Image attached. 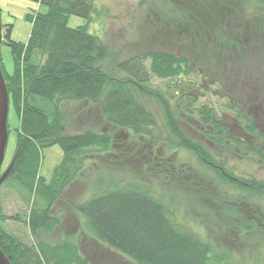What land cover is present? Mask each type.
Instances as JSON below:
<instances>
[{
  "label": "trees",
  "instance_id": "obj_1",
  "mask_svg": "<svg viewBox=\"0 0 264 264\" xmlns=\"http://www.w3.org/2000/svg\"><path fill=\"white\" fill-rule=\"evenodd\" d=\"M33 1L45 6L47 12L28 16L32 26L28 42L12 41V27L3 41L11 50L12 72L0 58L10 107L20 120L16 152L6 182H16L30 200L34 199L30 201L32 208L25 224L37 240L36 246H27L0 226V246L9 261L12 264H89L80 254L76 241L51 244L40 239L42 234L53 233L71 208L86 236L138 264H241L235 261L233 247L237 244L234 243L251 242L257 233L264 235V205L260 202L264 198V184L243 183L225 173L222 166L214 164L205 142L189 137L182 127L183 120H190L189 128L200 137L205 136L204 140L209 139L215 145L227 142L228 130L220 124L226 112L215 110L210 102L199 103L200 94H193L213 79L210 70L202 64L197 66L194 61L198 59L197 53L205 49L202 41L222 36L218 31L210 32L214 27L211 23L220 19L223 24L224 11L228 9L230 13L233 8L224 0L205 2L198 17L195 15L199 12L197 3L187 7L183 15L187 13L189 18L198 20L199 39L193 34V45L180 46L185 48V53L157 49L131 57L119 65L120 72L126 76L118 80L96 66L108 54L101 38L89 31L99 13L96 0ZM247 1L264 7V0ZM71 16L83 18L87 24L71 28L68 25ZM202 20L204 24L199 23ZM254 26L260 29L257 24ZM227 42L231 47L235 45L231 38ZM158 45L161 43L157 42ZM225 56L229 62L234 54ZM37 59L42 62L37 63ZM153 79L168 82V89L152 87ZM35 97L52 105L50 115L32 103ZM150 101L163 110L164 125L173 141L164 147L160 146L158 137L149 142L150 156L143 154L144 161L137 164L133 161L135 152H126L125 146L130 145L134 150L133 143L139 144L140 139L161 130V121L150 107ZM228 101L225 108L235 110L231 98ZM69 104H80V108L69 114L63 107ZM247 128L252 133L257 131L254 124ZM55 146L63 150V160L47 181L40 175L42 154ZM179 150L192 153L220 179L247 189L248 199L238 198L233 202L220 184L206 175L181 181L179 187H172L175 190L169 195L141 180L138 174L143 166L147 172L152 169V175L157 172V177L161 176L155 162L157 152L171 156L170 152ZM101 157L108 159L105 170L90 166V160ZM186 168L176 165L177 174L185 173L189 169ZM82 181L89 183L92 196L85 202H71L60 211L57 203L65 198L71 186ZM195 225L206 233L200 234ZM229 235L233 239L227 243L232 241L233 245L225 243ZM262 254L260 260L264 264Z\"/></svg>",
  "mask_w": 264,
  "mask_h": 264
},
{
  "label": "rangeland",
  "instance_id": "obj_2",
  "mask_svg": "<svg viewBox=\"0 0 264 264\" xmlns=\"http://www.w3.org/2000/svg\"><path fill=\"white\" fill-rule=\"evenodd\" d=\"M213 1L96 0L99 13L89 26V31L92 35L101 38L108 49V54L96 66L110 77L123 80L126 75L120 72L119 65L135 55L157 49H166L174 53H185L184 49L187 48L186 45L191 46L194 43L192 35L194 34L196 39H199L200 26H198V20L189 18L190 15L187 16V13L183 15V12L186 11L187 7H192L194 3H197L195 7L199 9V12L195 13V15L199 17V14L203 12L201 4L206 5L205 2H209L208 4H210ZM224 2L229 4L233 8V11L229 13L228 9H226L224 11L225 22L221 24L220 19L215 20L217 22L211 23L214 27L212 29L208 28L210 32L212 30L213 32L218 31L222 36H213L209 37L207 41H202L205 49L200 54L197 53L195 58L198 59L194 61L197 66L202 64L208 71L210 70L209 72H211L213 79L207 83L205 88L197 90L199 93L193 92V94H200L198 96L199 103L210 102L209 104H212L215 110L223 109L229 116L236 117L238 119L236 122L238 128L236 127L231 131L235 135L241 134L239 131L241 127H247L256 122L258 128L257 136L247 141V143L250 146H253L257 142L263 144L259 136L260 134L264 135V114H260L259 110L264 108V7L251 5L247 0H224ZM235 7H238V9L235 10ZM46 12L47 8L45 6L33 0H0L3 38L8 28L12 27L11 40L16 43L26 44L32 29L31 23L27 20L28 16ZM199 23L204 24V20ZM252 23L257 24L260 29H257ZM86 24L85 19L76 16H71L68 21V25L71 28L83 27ZM194 26L197 27V30ZM230 38L235 42V45L232 47L227 42ZM157 42L161 43V45L157 46ZM183 45L185 48L180 47ZM236 46L238 49L236 50L237 53L234 52ZM230 52L234 56H231L233 57L232 61L227 62L228 57L225 54H230ZM1 57L7 70L12 72L13 60L11 50L5 44L1 47ZM38 62L42 61L37 59ZM203 62L207 64L205 65ZM167 83L153 79L151 86L159 87L165 91L168 89ZM235 92L239 96L241 94L242 101H244L243 107L237 110H227L225 107L228 105L229 95H234ZM32 103L43 109L46 114H51L53 108L48 101L35 97ZM149 105L155 110L157 118L161 121V130L151 137L140 139L139 144L133 143L134 150L129 148L130 145L129 147L125 146L127 147L126 152L130 150L135 152V159L133 161H136L137 164L144 161L143 154L149 155L150 143L156 141L157 137L159 138L161 147L167 145L169 141H173V137L168 133V128L164 125L163 110H160L157 104L152 101L149 102ZM63 107L64 110L67 109L65 110L66 112L71 114L77 107L80 108V104H69ZM255 108L258 115L257 121L253 115L255 114ZM243 113L249 117V121L241 120ZM227 119L230 118L226 115L221 119L227 127L234 124L232 119H230L231 121ZM191 124L190 120L187 121L185 119L183 120L182 127L189 133V137L194 136L199 141L200 137L195 134L193 129L189 128ZM19 126L20 120L11 106L8 117V145L1 170L2 173L6 172L13 164L17 145V129ZM201 143L203 144L204 142ZM205 143L207 144V142ZM205 143L204 146L208 148L207 150L214 164L222 166L225 173L243 183L257 182V184H264L263 148L251 149L253 150L251 155H245V151L242 149L243 152L241 151L238 155L237 152L232 150H235L234 147L226 148L225 146L215 145L211 149ZM137 148L139 150H135ZM170 154L171 156H168L166 153L161 154L157 152L155 162L159 166L158 169L161 175L159 178L157 177V172H154L153 175L151 174L152 169L149 172L146 171L145 166L139 168L140 170L138 169L140 173L138 175L145 184H154L153 187H156L158 192L162 191L169 195L170 192L175 190L172 187H179L178 184L181 181H190L193 177L197 179L206 175L211 181L220 184L222 191L233 202H237L236 199L238 198L248 199L249 196L247 195L249 194L246 192L247 189L236 187L237 185H231L220 179L218 174L203 166L192 153L179 150L175 153L170 152ZM42 155L40 175L47 179V181H50L54 169L62 162L64 153L59 146H55L45 149ZM105 158L101 157L90 160V166H94L98 170H105L108 166V159ZM176 165H184L189 169L179 175L177 174ZM177 175L181 176V180ZM84 177L86 176L84 175ZM89 193V183L84 184L82 181L74 187L71 186L65 194V198L59 201L57 206L60 211H63L65 207H68L67 204L71 202H75L76 200L80 202L88 201L89 197L92 196ZM254 194L256 193H252V195ZM33 200L29 199L28 193L20 188L16 182H4L0 189L1 228L7 234L16 237L20 242L30 247H34L37 244V240L32 236L25 224L31 212V202ZM260 202L264 205V198ZM254 203L255 207H257V202L254 201ZM68 209V213L65 215L62 224L53 233L42 234L40 236L41 240L43 239L51 244L62 240L76 241L80 246V254L89 264H138L134 259L122 255L118 251L92 241L91 237L86 236L83 232L81 223L76 218L74 212L71 208ZM5 217L6 219H4ZM10 217H16L17 219L13 220ZM195 230H199L200 234L206 233L200 226L195 225ZM257 234L258 236L255 235L251 242L239 243L237 241L234 243L237 244L233 247L235 261L241 264H263V261L261 262L260 259L261 256L263 257L262 253L264 252V235ZM232 235L226 237L225 243L229 239H233ZM229 242V244L227 243L228 245H233L232 241ZM251 260L254 261L252 262Z\"/></svg>",
  "mask_w": 264,
  "mask_h": 264
},
{
  "label": "flooded vegetation",
  "instance_id": "obj_3",
  "mask_svg": "<svg viewBox=\"0 0 264 264\" xmlns=\"http://www.w3.org/2000/svg\"><path fill=\"white\" fill-rule=\"evenodd\" d=\"M228 93L230 94V92H228ZM235 97H237V99H235ZM229 98H231V102L236 106L235 110H237L238 108L240 109V108L243 107V102L244 101H242L241 94L239 96L238 93L235 92L234 95H229ZM259 113L260 114H262V113L264 114V108H261V110H259ZM225 115L228 116V118L232 119L234 121V124H232L231 126L227 127L222 122V120L220 121V124L222 126H224V125L226 126V128L228 130V137H227V142L226 143H223V144H219V146H221V147L222 146H225L226 148H232V147H234L235 150L234 149H232V150L235 151V152H237L238 155L241 153V151L243 152V150L245 151V153H244L245 155H247V154L251 155V153L253 152V150H251V149H254V150H255V148H260V149L263 148L264 149V135L263 134H260V136H259V139L262 140L261 142L263 144L257 142L256 144H253V146H250L247 143V141H250V139H254L255 136H257V132L258 131L252 133V132L249 131V129L246 126H244V127H241L240 130H239L241 132V134L240 135H235L231 131H233V129L236 128V127L238 128L237 123H236L238 119H236V117L233 118V117L229 116L228 114H225ZM253 115L255 117V120L258 119V115H257V112H256V108H255V114H253ZM230 119H227V120H230ZM241 120H244V121L247 120V121H249V117L243 113V117H241ZM253 124L257 127V123L256 122H254ZM209 130H210V128H209ZM195 134L200 137V135H199V133L197 131H195ZM204 138H205V136H204ZM204 138L203 137H200V139L203 142H207V144L205 143L206 145H209L210 148L213 149L215 147L214 142L210 141L209 139L204 140ZM224 140H226V139H224ZM217 168H220V167H217Z\"/></svg>",
  "mask_w": 264,
  "mask_h": 264
},
{
  "label": "water",
  "instance_id": "obj_4",
  "mask_svg": "<svg viewBox=\"0 0 264 264\" xmlns=\"http://www.w3.org/2000/svg\"><path fill=\"white\" fill-rule=\"evenodd\" d=\"M3 42V28L0 17V58H1V47ZM10 109L9 94L6 86L5 79L2 74L0 66V188L6 181L11 166L1 175L2 166L4 163L7 145H8V117ZM0 264H12L4 254L0 246Z\"/></svg>",
  "mask_w": 264,
  "mask_h": 264
}]
</instances>
